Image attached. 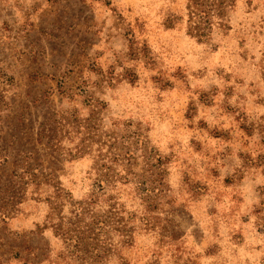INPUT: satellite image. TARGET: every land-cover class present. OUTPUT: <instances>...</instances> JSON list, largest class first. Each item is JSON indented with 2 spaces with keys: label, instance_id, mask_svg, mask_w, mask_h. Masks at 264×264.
Returning a JSON list of instances; mask_svg holds the SVG:
<instances>
[{
  "label": "rangeland",
  "instance_id": "rangeland-1",
  "mask_svg": "<svg viewBox=\"0 0 264 264\" xmlns=\"http://www.w3.org/2000/svg\"><path fill=\"white\" fill-rule=\"evenodd\" d=\"M0 264H264V0H0Z\"/></svg>",
  "mask_w": 264,
  "mask_h": 264
},
{
  "label": "trees",
  "instance_id": "trees-1",
  "mask_svg": "<svg viewBox=\"0 0 264 264\" xmlns=\"http://www.w3.org/2000/svg\"><path fill=\"white\" fill-rule=\"evenodd\" d=\"M200 38L202 39V38H204V36H206V34L204 33V32H202V33H200ZM68 234V233H67Z\"/></svg>",
  "mask_w": 264,
  "mask_h": 264
}]
</instances>
